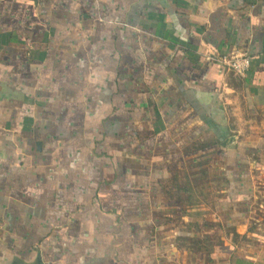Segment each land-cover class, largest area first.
Returning <instances> with one entry per match:
<instances>
[{"label": "crops", "instance_id": "0c3cea01", "mask_svg": "<svg viewBox=\"0 0 264 264\" xmlns=\"http://www.w3.org/2000/svg\"><path fill=\"white\" fill-rule=\"evenodd\" d=\"M263 220L264 0H0V264H264Z\"/></svg>", "mask_w": 264, "mask_h": 264}, {"label": "built area", "instance_id": "2783aa9c", "mask_svg": "<svg viewBox=\"0 0 264 264\" xmlns=\"http://www.w3.org/2000/svg\"><path fill=\"white\" fill-rule=\"evenodd\" d=\"M209 59H213L210 57ZM216 61L227 70H231L239 75L244 74L250 67V59L245 54H233L229 56H221L215 58Z\"/></svg>", "mask_w": 264, "mask_h": 264}, {"label": "rangeland", "instance_id": "374dc122", "mask_svg": "<svg viewBox=\"0 0 264 264\" xmlns=\"http://www.w3.org/2000/svg\"><path fill=\"white\" fill-rule=\"evenodd\" d=\"M263 221H264V220H263ZM262 234H263V236H264V230H263Z\"/></svg>", "mask_w": 264, "mask_h": 264}]
</instances>
